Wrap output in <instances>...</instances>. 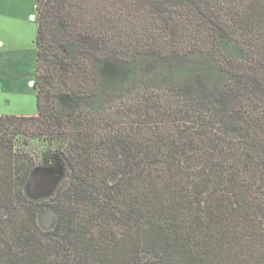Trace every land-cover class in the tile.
<instances>
[{
    "label": "trees",
    "instance_id": "1",
    "mask_svg": "<svg viewBox=\"0 0 264 264\" xmlns=\"http://www.w3.org/2000/svg\"><path fill=\"white\" fill-rule=\"evenodd\" d=\"M36 11L37 116H0V264H264V0ZM33 141L63 165L50 199L26 192Z\"/></svg>",
    "mask_w": 264,
    "mask_h": 264
},
{
    "label": "crops",
    "instance_id": "2",
    "mask_svg": "<svg viewBox=\"0 0 264 264\" xmlns=\"http://www.w3.org/2000/svg\"><path fill=\"white\" fill-rule=\"evenodd\" d=\"M34 15L36 0H0V95L14 91L16 74L29 70L32 58L37 67Z\"/></svg>",
    "mask_w": 264,
    "mask_h": 264
},
{
    "label": "rangeland",
    "instance_id": "3",
    "mask_svg": "<svg viewBox=\"0 0 264 264\" xmlns=\"http://www.w3.org/2000/svg\"><path fill=\"white\" fill-rule=\"evenodd\" d=\"M33 17L37 22V15ZM36 71V61L32 58L30 69L28 70L27 68V71L22 74H16L14 91L6 96L0 95V116H37L38 104L36 91L33 88ZM32 80L33 82H31ZM48 148L50 146L47 141H33L26 148L37 163V170L32 175L26 188L27 194L35 200L50 199L63 178L64 170L62 164L54 170H46L42 167V155ZM54 219L55 216L51 212L44 215L41 218V227L44 229L50 228Z\"/></svg>",
    "mask_w": 264,
    "mask_h": 264
},
{
    "label": "built area",
    "instance_id": "4",
    "mask_svg": "<svg viewBox=\"0 0 264 264\" xmlns=\"http://www.w3.org/2000/svg\"><path fill=\"white\" fill-rule=\"evenodd\" d=\"M34 18V17H33Z\"/></svg>",
    "mask_w": 264,
    "mask_h": 264
}]
</instances>
